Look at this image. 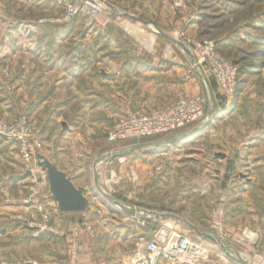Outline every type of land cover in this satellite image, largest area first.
Returning <instances> with one entry per match:
<instances>
[{
	"label": "rangeland",
	"instance_id": "374dc122",
	"mask_svg": "<svg viewBox=\"0 0 264 264\" xmlns=\"http://www.w3.org/2000/svg\"><path fill=\"white\" fill-rule=\"evenodd\" d=\"M233 1L236 2L234 6L236 8L231 14L227 13L228 18L230 17L229 21L227 19L224 23L219 16L211 17L210 20L214 21L215 26L219 24L218 28L216 27L215 30L209 28V32L203 38L214 40L225 34L227 46L219 50V53L239 67V84L236 93L231 97H224L210 77L205 74L211 86L213 105L207 86L198 72L200 70H195L193 77L187 80V72L191 65L184 67V73L179 80L182 84L190 82L198 85V94L179 95L177 98H205L207 103L206 119L203 123L205 126L183 139L181 135L196 127L154 139L145 138L113 144H108L105 137L102 147L101 143H94L88 149L93 159L91 160L93 166L88 173L91 177L88 175L90 178L87 179L85 189L89 197L96 198L101 209L95 208L88 215V219L82 218L78 222L79 228L84 230L89 238L94 237L96 227H99V232L103 234L106 229L111 233H118L120 228H125L129 235L127 240L132 241L128 245L126 239L110 244L104 242L100 246L102 255L108 250L111 251L110 254L114 250H120L124 255L128 254L130 246L140 234L158 237L167 233L195 247L193 249L196 255L187 264H233L219 254L220 250L216 244L197 238L182 224L168 220L159 225L145 222L138 217H129L115 207L111 202L113 198L121 204L120 206L123 205L130 210H145L150 213L175 214L183 217L201 232L215 234L224 245L235 250L246 264L257 263L258 260L264 264V0ZM9 4L5 0H0V16L10 18V11L14 7H8ZM249 6L252 9H249ZM118 13L123 12L119 9ZM49 17H41L29 26H39L40 19ZM121 17H124L126 23L123 27L130 35H123L125 41L130 44V51L141 52L140 47L149 54L156 41L165 39L154 32L151 26L139 24L137 21L131 23L126 19L127 17ZM215 18L216 20H213ZM131 24L133 27L128 26H132ZM252 28L256 30L254 31L256 35ZM184 37L202 38L179 34L175 39L183 43ZM3 40L5 38L0 35V44ZM123 51L118 49L114 52L124 53ZM115 72L114 78H119L120 75ZM2 73L5 89L11 92L9 65L2 66ZM99 73L101 71L98 70ZM114 92L115 108L112 114L110 111L106 113L109 121L106 134L112 120L119 113L116 102L120 99L122 101L123 94L126 98L129 95L135 96L134 94L138 92V82L131 81L129 85L126 82L122 92L121 82L114 81ZM145 92L146 95L150 93V91ZM30 116L31 114L25 111H18L16 117L11 120L3 118L0 120L13 122L25 117L40 143L37 153L44 155L40 130ZM58 116H61V121L67 119L69 122L75 121V124L81 122L77 119L79 113L77 110L74 111L73 107L69 111L37 115L35 121L39 125H46L50 118H58ZM85 121L86 119L82 124ZM81 138L85 139L84 136ZM5 140L0 139V208L11 205L21 207V212L13 215V220L17 221L16 216H28L25 212L29 204H25V201L32 194L31 188H34L37 194L35 201L45 202L48 186L45 174L40 171L37 164L33 167V173L27 172L19 156L17 157L18 152L16 155V144L9 140L7 141L10 143L5 144L3 143ZM135 146L141 147L112 161L106 159L111 153ZM52 149L58 151L57 146ZM220 155L224 157L221 158ZM98 163L100 166L96 170L95 166ZM8 167L12 169V173L18 175L14 180L9 179ZM126 173L130 176H126ZM99 187L108 194L107 197L111 198L104 197ZM81 217L79 215L75 218ZM29 218L36 220L32 216ZM120 220L125 221L119 223ZM20 223L29 231V236L32 238L34 229ZM84 223L91 228V235L84 228ZM50 224L53 225L51 222ZM55 228L60 232L59 235L43 233L32 238L33 241L47 240V248L44 244L33 245L32 248L23 245V251L37 256L18 260L50 262L67 259L72 247L76 245L63 225ZM233 250L228 249V252L236 258ZM80 251L79 246L76 264L80 263ZM42 252L45 257H42ZM109 257L107 252L106 258ZM156 264L174 263L161 259Z\"/></svg>",
	"mask_w": 264,
	"mask_h": 264
},
{
	"label": "crops",
	"instance_id": "0c3cea01",
	"mask_svg": "<svg viewBox=\"0 0 264 264\" xmlns=\"http://www.w3.org/2000/svg\"><path fill=\"white\" fill-rule=\"evenodd\" d=\"M100 1L110 6L105 7L111 22L105 29L85 30L78 21L29 26L41 17L60 16L61 10L43 0H5L10 3L8 7L14 8L10 11V18L0 16V35L5 38L0 44V118L11 120L16 117L18 111L31 114L30 117L34 120L32 122L41 133L44 156L59 170L68 173L76 187L85 190V195L90 200L89 211L82 214L59 213L51 220L55 227L63 225L67 234H71L74 244L80 246L78 264H128L133 244L129 253L125 255L120 250H114L112 254L108 250L109 258H106L107 252L102 255L100 250L104 242L110 244L126 239L127 245L130 244L132 241L127 240L129 235L125 228H120L118 233H111L106 229L103 234L99 232V227H96L94 237L89 238L78 225V222L82 218H87L93 209L101 207L96 198L88 196L85 189L87 179L91 177L88 173L93 166L91 164L93 159L88 149L94 143H101V147L104 145L102 142L105 140V131L109 122L106 113L110 111L112 114L115 108L114 81L121 82L122 92L126 82L129 85L131 81H137L138 92L134 94L135 96L129 95L127 98L123 94L122 101L120 99L116 102L119 113L112 123L126 108L151 111L172 104L179 95H196L199 88L194 83L182 84L179 81L184 73V67L193 65L192 55L183 52L166 38L156 41L149 54L140 47L141 52L130 51V44L124 38L125 35H130L123 27L126 26L124 17L120 18V16L128 15L153 22L159 30L173 37L179 34L205 37L209 28L215 30L219 25L215 26L210 18L219 16L221 22L225 23L227 19L229 21L230 17L228 18L227 13L234 12L236 2L233 0ZM119 9L122 10L123 15L118 13ZM137 22L142 24L140 21ZM131 25L128 26L133 27V24ZM213 41L219 50L227 46L225 34L214 38ZM118 49H123L125 52H114ZM5 65L10 67L11 92H7L4 86L2 66ZM98 70L101 73L98 74ZM115 71L120 75L119 78H114ZM145 91L150 93L146 95ZM72 107L79 113L77 119L81 121L80 123L75 124V121L69 122L67 119L61 121V116L50 118L46 125H39L35 121L37 115L69 111ZM83 118L86 121L82 124ZM61 123L68 126L67 131L62 132ZM82 135L85 139L81 138ZM3 143L10 142L5 140ZM55 146L57 152L52 149ZM7 170H9V179L14 180L18 177L14 172L12 173L11 168L8 167ZM45 203L47 206L54 205L51 195L46 196ZM19 212L21 207L14 205L0 208V235L2 234L0 263L13 264L19 258L36 255L23 251V245L32 248L33 245L44 244L45 248L48 247L47 240L33 241L24 225L13 220V215ZM25 213L28 214L26 216L28 218L32 216L36 220L39 219L33 205L27 207ZM79 215L82 217L75 218ZM124 221L120 220L119 223ZM41 255L45 257L43 252Z\"/></svg>",
	"mask_w": 264,
	"mask_h": 264
},
{
	"label": "built area",
	"instance_id": "2783aa9c",
	"mask_svg": "<svg viewBox=\"0 0 264 264\" xmlns=\"http://www.w3.org/2000/svg\"><path fill=\"white\" fill-rule=\"evenodd\" d=\"M61 10L60 16L42 18L39 24H63L78 21L85 30L105 28L111 17L108 10L100 0H43ZM183 44L194 58L192 67L188 69L187 80L198 71L205 84L210 77L213 84L224 97H231L238 88V68L219 53L217 44L213 40L204 38L184 37ZM207 103L203 97H179L168 107L151 111H141L126 108L121 115L111 124L106 134L108 144L128 142L140 139H154L171 133H178L187 128L197 127L206 119ZM0 138L16 144L19 160L29 173H33L36 164L37 150L40 143L25 117L13 122L0 120ZM41 171V170H40ZM42 172V171H41ZM43 173V172H42ZM130 176V174H125ZM32 194L25 204L33 205L38 220L16 216V220L33 228L32 238L43 233L59 235L60 232L50 224L53 216L59 214L56 205L47 206L45 202L35 201L36 192L31 188ZM47 191V196H49ZM46 198V197H45ZM84 228L91 235V228L84 223ZM192 244L173 237L170 234L150 237L140 234L135 238L129 254L128 264H156L159 260H166L174 264H187L196 255ZM78 258L77 246L72 247L68 258L43 262L37 260H17L14 264H76ZM4 264V263H0Z\"/></svg>",
	"mask_w": 264,
	"mask_h": 264
},
{
	"label": "water",
	"instance_id": "95a60500",
	"mask_svg": "<svg viewBox=\"0 0 264 264\" xmlns=\"http://www.w3.org/2000/svg\"><path fill=\"white\" fill-rule=\"evenodd\" d=\"M105 6L110 7L106 2H102ZM129 20L132 22L140 21L142 24L151 26L155 31L158 32V34L167 40H169L171 43L175 44L177 47H179L183 52L188 53L191 55L190 51L187 49V47L175 37L170 36L161 30H159L156 25L153 22H146L143 20H139L138 18H135L133 16L125 15ZM205 84L207 86L208 94L211 96V102L214 105V99L212 95L211 86L209 85V82L205 80ZM205 124H201L197 126L196 128L188 131L186 134H184L181 138H187L192 133L200 130L203 128ZM61 129L62 132H65L68 130V126L65 123H61ZM141 146H135L131 147L126 150L117 151L114 153H111V155L106 158L107 161H112L115 158L119 156H123L128 154L131 151H134L136 149H139ZM219 157L223 158L224 156L220 155ZM36 164L37 167L45 174L46 182L48 186V192L51 195L55 205L56 209L60 214H82L89 210L90 208V201L89 198L85 195V190L81 187H76L72 180L71 176L68 173L62 172L59 170L54 164H52L44 155H42L40 152L36 154ZM101 194L108 198L107 195H105L102 191ZM111 202L115 205L116 203L121 205L117 200L111 199ZM120 210L129 217H138L141 220L145 222H151V223H158L154 222L156 219H159L161 221H175L179 222L183 226H185L188 230L192 231L193 234L200 239L208 240L214 244H217L221 250L225 251V256L228 258L229 261H231L233 264H245L242 260L240 255L234 251L236 254L235 257H231L229 252L225 250L223 247V243L220 241V239L213 233L210 232H201L197 227H195L193 224H191L187 219L180 217L175 214H161V213H153L148 211H137V210H128L123 205L121 206ZM145 215H149L145 217ZM223 244V245H222ZM225 246V245H224Z\"/></svg>",
	"mask_w": 264,
	"mask_h": 264
},
{
	"label": "bare ground",
	"instance_id": "6f19581e",
	"mask_svg": "<svg viewBox=\"0 0 264 264\" xmlns=\"http://www.w3.org/2000/svg\"><path fill=\"white\" fill-rule=\"evenodd\" d=\"M154 30V32H155V29H153ZM157 32V31H156ZM158 33V32H157ZM149 43H151L150 41H148ZM196 69H198V70H200V68L199 67H197ZM107 156V155H106ZM100 163H98V164H96V166H95V169L97 170L98 168H99V165ZM100 188V187H99ZM100 190H102V192L105 194V195H108L105 191H103V189H101L100 188ZM109 199L111 198V197H108ZM117 206H120V205H118V204H115V207L116 208H118V209H120L121 208V206H120V208L119 207H117ZM128 210H130V209H128ZM147 216H149V215H145V217H147ZM154 222H158L157 221V219L154 221ZM175 222V221H174ZM163 223V221L161 222V220L158 222V224L159 225H161ZM176 223H179V222H176ZM188 230V229H187ZM190 231V230H189ZM200 239V238H199ZM217 245V244H216ZM223 245V244H222ZM217 247L219 248V250H220V255L223 257V258H225L226 260L228 259L224 254H225V251H223V250H221L220 249V247L217 245ZM223 247L225 248V250L228 252V249H230V247H228L227 245H223ZM231 250V249H230ZM230 254V253H229ZM231 257H233L232 255H231ZM242 260V259H241ZM243 261V260H242ZM244 262V261H243ZM227 263V262H226ZM245 263V262H244ZM246 264V263H245ZM252 264H263V262L261 261V260H258L257 261V263H252Z\"/></svg>",
	"mask_w": 264,
	"mask_h": 264
},
{
	"label": "trees",
	"instance_id": "16d2710c",
	"mask_svg": "<svg viewBox=\"0 0 264 264\" xmlns=\"http://www.w3.org/2000/svg\"><path fill=\"white\" fill-rule=\"evenodd\" d=\"M249 9H252V7L251 6H249ZM252 31H253V33H255L256 32V30L255 29H251ZM255 31V32H254ZM255 35H256V33H255ZM202 38L204 37V35H202L201 36ZM219 50V49H218ZM237 68H238V79H239V67H238V65L236 64V63H234V62H232ZM238 84H239V82H238Z\"/></svg>",
	"mask_w": 264,
	"mask_h": 264
}]
</instances>
